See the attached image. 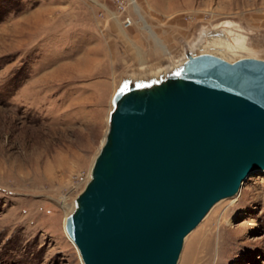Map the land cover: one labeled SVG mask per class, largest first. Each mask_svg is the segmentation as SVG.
<instances>
[{"label": "rangeland", "instance_id": "374dc122", "mask_svg": "<svg viewBox=\"0 0 264 264\" xmlns=\"http://www.w3.org/2000/svg\"><path fill=\"white\" fill-rule=\"evenodd\" d=\"M201 51L264 58V0H0V264H84L65 219L114 92ZM176 264H264L263 172L213 204Z\"/></svg>", "mask_w": 264, "mask_h": 264}, {"label": "water", "instance_id": "95a60500", "mask_svg": "<svg viewBox=\"0 0 264 264\" xmlns=\"http://www.w3.org/2000/svg\"><path fill=\"white\" fill-rule=\"evenodd\" d=\"M112 103L66 231L84 264H176L213 204L264 172V58L191 53Z\"/></svg>", "mask_w": 264, "mask_h": 264}, {"label": "built area", "instance_id": "2783aa9c", "mask_svg": "<svg viewBox=\"0 0 264 264\" xmlns=\"http://www.w3.org/2000/svg\"><path fill=\"white\" fill-rule=\"evenodd\" d=\"M130 22H131V20H130L129 17H124V18H123V24H124L125 26H128V25L130 24Z\"/></svg>", "mask_w": 264, "mask_h": 264}, {"label": "bare ground", "instance_id": "6f19581e", "mask_svg": "<svg viewBox=\"0 0 264 264\" xmlns=\"http://www.w3.org/2000/svg\"><path fill=\"white\" fill-rule=\"evenodd\" d=\"M104 143V142H103ZM264 173V172H263ZM243 182V181H242ZM242 184V183H241ZM241 186V185H240ZM239 190H240V187H239V189H238V191L232 196V198L234 197H236L237 195H238V193H239ZM237 199V198H236ZM235 200V199H234ZM219 201V200H218ZM69 236V235H68ZM187 236V235H186ZM186 236H185V238H186ZM69 238H70V236H69ZM71 239V238H70ZM72 240V239H71ZM72 242H74L73 240H72ZM75 244V243H74ZM76 246V245H75ZM77 247V246H76ZM83 261V260H82Z\"/></svg>", "mask_w": 264, "mask_h": 264}]
</instances>
